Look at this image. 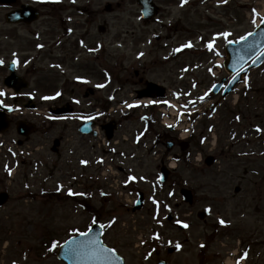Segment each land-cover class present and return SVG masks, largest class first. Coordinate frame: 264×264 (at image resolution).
<instances>
[{
	"label": "rangeland",
	"instance_id": "374dc122",
	"mask_svg": "<svg viewBox=\"0 0 264 264\" xmlns=\"http://www.w3.org/2000/svg\"><path fill=\"white\" fill-rule=\"evenodd\" d=\"M262 1L236 0L229 3L227 0L225 3L224 0H188L187 4L181 6L182 0H161L158 3L165 11L159 16V23L146 27L141 26L138 21L139 13L136 7L129 5L123 13L107 15L111 25L109 34H99L97 38H103L107 45L106 53L116 66L115 74L123 82L129 75L133 81L138 82L134 77V72L138 71L139 77L147 80L149 84L169 91L172 79H177V66L186 63L194 67L193 76L196 79L203 78L204 74L208 73L210 79H207V83L211 88L222 78H228L223 67L216 64L225 56V47L229 42L245 38L256 29L258 19L264 13ZM128 31L133 32L132 36H128ZM224 33L230 35L225 37ZM188 43L192 47L185 48L184 45ZM209 44L213 45L212 50H209ZM178 48L181 51H175ZM176 56L178 57L175 58ZM37 79L40 82L43 78ZM116 79L112 84V77L99 75L92 84H107L109 81V87H112L117 95L118 104L121 100L138 98V92L153 90L140 84L122 87ZM60 84H63V80L56 79L51 82L50 89H44L41 84L37 94L38 103L40 104L45 95H52ZM207 88H199L198 94L209 92ZM107 91L108 89L99 91V97L105 99ZM157 92L158 90L153 94ZM67 93H71L73 97L77 96V91L72 89ZM66 99L69 100V96H66ZM61 100L56 105H66V102ZM214 102H211V105ZM83 105L74 106V113L81 109L90 110L87 109L88 104ZM51 106L52 104H40L38 112L28 115L30 120L39 122L40 126L45 124L44 133L47 135L41 134L35 138V144H40L39 148L43 150L39 154H31V150H28L30 154L27 153L26 156L16 152L18 149L15 133L4 138L6 146H13L14 153L18 155V164L25 165L20 166L21 171L34 169L38 174L36 177H30L28 181L16 177L4 182L5 173H0V190L5 189L10 194L9 203L0 211V264H60L56 257L49 253L45 244L50 237L63 242L73 232L84 229L88 223L89 218L81 215V210L76 208L74 202L62 200L60 196L43 195V191L47 190L45 168L51 170L53 167L51 171L54 175L60 174L59 168H65L64 161L51 154L52 140L61 135L68 138L63 155L73 159L74 166L77 165L78 157H82L83 151L81 148L77 150L76 155L70 156V145L76 146L78 140L89 145L88 141L78 137V119L71 117L73 115L66 118L69 120L71 117L69 124L62 123V118L50 123L51 115L48 110ZM101 106L99 101L93 111L100 113ZM117 110L119 107H116ZM138 113L141 114V111ZM117 116L120 117L121 113ZM209 123H213L215 127L210 134L207 133L206 152L210 155L217 154L219 160L214 168L195 172L192 185L196 193L194 209L190 211L183 208L177 212L178 218L193 223L191 231L181 234L168 227L170 232L166 233L165 239L173 235L190 239L183 252L174 255V264H201L206 259L211 264L235 263L239 247L242 250L247 245L253 248L247 264H264V65L245 78L226 103L218 109L215 119L207 122V125ZM134 128L135 125L124 123L120 140L122 141L124 132H133ZM161 128L166 130L162 125ZM258 128L262 131L258 132ZM11 142L13 143L9 144ZM153 144L152 140L146 148L150 150ZM160 149L165 150L164 147ZM5 152V147L0 150L1 166L4 162L10 164V156ZM196 153L199 158H196V163L202 164L200 152ZM154 157L153 154L152 157L146 158L145 171L156 172L157 161ZM58 181H62L61 175L51 179L47 187L55 190ZM25 183L29 184V189L25 188ZM237 188L239 193L235 192ZM173 193L175 194L174 190L165 188L159 195L158 200L165 206L166 213L169 208H174L179 197L176 191V196L172 198ZM154 204L156 207L152 211H160L159 202ZM208 209H211V212L207 211ZM117 211L125 212L124 209ZM199 211L209 213L207 222L203 223L197 219ZM221 219L225 221L223 227L219 223ZM128 220L125 231L132 229L129 234L138 235L134 231L138 226ZM142 222L143 231L147 232L150 218ZM133 238L137 240L136 236ZM202 241L209 243L208 254L200 248Z\"/></svg>",
	"mask_w": 264,
	"mask_h": 264
},
{
	"label": "flooded vegetation",
	"instance_id": "af4514ba",
	"mask_svg": "<svg viewBox=\"0 0 264 264\" xmlns=\"http://www.w3.org/2000/svg\"><path fill=\"white\" fill-rule=\"evenodd\" d=\"M116 1L117 6L118 2H122V0ZM23 10H31L32 13L35 11L38 20L29 24L26 21L13 24L10 16ZM113 10L109 2L102 6L100 0H75V3L73 0H60L58 3L52 0H0V61H2L0 87L12 70L25 79L45 77L44 86H49L56 78L63 77L67 81V72L79 76L88 74L91 60L84 62L86 50H83V45L89 46L92 52L95 50L93 47L95 31L97 32L99 25L107 27L109 23L107 15ZM20 16L26 20L28 13ZM14 20H16L15 15ZM87 52L90 54L89 49ZM76 87L82 88L81 82L78 81ZM65 88L67 89L68 85H65ZM30 89L26 91L29 92ZM89 93L94 94L93 91H88L87 96ZM23 99L25 98L22 95L13 91L7 98V103L14 105L11 109L13 111ZM11 120L13 122L15 118ZM181 130L182 128L177 125L170 130V133L163 132L158 136L156 144L157 147L171 143V151L165 152L160 157L157 156L156 159L161 166H169V161L173 163L171 171L168 172L169 184L178 188L193 185L195 170L202 172L205 169L204 162L203 165L196 167L195 155L190 152L191 148H194L197 142L204 153L206 150V143L201 141L204 132H200L199 137L190 135V138L183 142ZM155 134V129H152L150 136L153 137ZM131 136L132 149L119 148L111 152L107 164L85 165L80 162L74 174L65 173L64 185H67L69 180L78 193H83L80 198L84 201L83 209L86 215L92 220L95 219L96 223L104 225L103 231L109 242L108 245L127 264H157L166 259L163 256L161 241L152 240L151 243H146L143 240L145 233L142 220L147 218L152 220L153 214L133 212L125 206V202L136 204L143 193L146 200L149 194L142 191L143 186L148 185L155 177L154 173L145 174V158L140 159L143 138L137 139V134ZM133 176L136 177L135 180L128 179ZM115 184L118 187L117 191L113 192L112 188H115ZM117 208L126 209V214L115 213ZM127 214L138 226L136 231L140 232L143 244L135 245L129 230L120 228L122 224L126 226L123 221ZM160 221L154 225L149 224L151 232L154 227H161ZM172 225L173 223L168 224L169 227ZM157 230L163 231L162 228ZM173 242L180 244L181 240L174 238Z\"/></svg>",
	"mask_w": 264,
	"mask_h": 264
},
{
	"label": "water",
	"instance_id": "95a60500",
	"mask_svg": "<svg viewBox=\"0 0 264 264\" xmlns=\"http://www.w3.org/2000/svg\"><path fill=\"white\" fill-rule=\"evenodd\" d=\"M264 48V24L258 29V31L249 36L245 42L240 43L239 45L231 44L228 49V56L230 60L226 63V68L229 72L235 73L242 66H244L248 61L254 58L262 49ZM262 62H264V55L261 56L258 61L254 64L253 67L259 66ZM240 78L236 79L234 82H239ZM231 91L228 90L226 95ZM225 95V96H226ZM189 200H191L190 193H187ZM6 198L1 200V204L5 202Z\"/></svg>",
	"mask_w": 264,
	"mask_h": 264
},
{
	"label": "snow or ice",
	"instance_id": "6c2138e0",
	"mask_svg": "<svg viewBox=\"0 0 264 264\" xmlns=\"http://www.w3.org/2000/svg\"><path fill=\"white\" fill-rule=\"evenodd\" d=\"M52 2H60V0H52ZM224 2L225 3H227V0H224ZM73 3H75V0H73ZM188 3V0H182V2H181V6H183V5H185V4H187ZM253 23H255V20L253 21ZM225 37H227V36H229L230 35V33H224L223 34ZM243 39V38H242ZM42 47V46H41ZM184 47L185 48H190V47H192V45L190 44V43H188V44H185L184 45ZM208 48H209V50H212V48H213V45L212 44H209L208 45ZM90 51H92V49H90ZM175 51H181V49H175ZM141 55H143V53H141ZM255 62V61H254ZM0 63H2V61H0ZM15 63V62H14ZM83 83H88V81H82ZM97 87H104V85L103 84H100V85H97ZM5 95V93L4 92H0V97H2V96H4ZM57 96H59L60 95V93H57L56 94ZM44 99H55V97H44ZM79 101H77V103H78ZM2 101H0V105H2ZM129 107H132V105H129ZM237 119H239V117H237ZM171 127V126H170ZM257 131L259 132V131H262L261 129H257ZM102 162V161H101ZM81 163H83V164H86L87 163V161H81ZM9 174H11V173H9ZM129 180H135L136 179V177H129L128 178ZM141 179H143V177H141ZM68 195H83V193H73L70 189H69V191H68ZM101 195H105V193H101ZM153 203H156V201L154 200L153 201ZM207 211H209V212H211V209H208ZM92 223L93 224H95L96 223V220L95 219H93V221H92ZM112 223H115V221H112ZM219 223L220 224H224L225 223V221L224 220H220L219 221ZM109 227L111 226V224L110 225H108ZM184 228H188L189 227V225L188 224H186V223H184L183 225H182ZM101 227H104V225H101ZM79 235H81V236H85V237H87L88 236V233L87 232H81V233H79ZM155 239H159L160 237H159V235L157 234L155 237H154ZM90 243H94L95 245H98V246H100V248H101V250H102V253L106 256L108 253H110V252H112V250L111 249H107V248H103V246L102 245H100V241L99 240H94V241H91ZM68 244H69V251H75V250H77V249H79V248H82V247H84L85 246V242H78V241H76V240H72V241H69L68 242ZM57 245H55V244H53L52 245V247L53 248H55ZM180 245L179 244H176V248H177V250H179L180 249ZM201 247H203V245L201 246ZM50 251H51V249H49ZM149 255H151V253H149ZM95 258H97V259H99L100 257L99 256H96ZM247 258V253H244V254H242V259H246ZM237 264H239V261L237 262Z\"/></svg>",
	"mask_w": 264,
	"mask_h": 264
},
{
	"label": "bare ground",
	"instance_id": "6f19581e",
	"mask_svg": "<svg viewBox=\"0 0 264 264\" xmlns=\"http://www.w3.org/2000/svg\"><path fill=\"white\" fill-rule=\"evenodd\" d=\"M263 4L262 5H264V2H262Z\"/></svg>",
	"mask_w": 264,
	"mask_h": 264
}]
</instances>
